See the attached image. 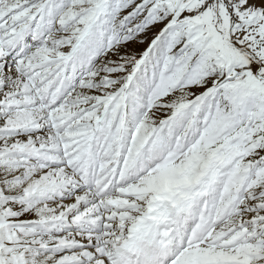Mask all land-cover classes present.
Masks as SVG:
<instances>
[{"label":"snow or ice","instance_id":"snow-or-ice-1","mask_svg":"<svg viewBox=\"0 0 264 264\" xmlns=\"http://www.w3.org/2000/svg\"><path fill=\"white\" fill-rule=\"evenodd\" d=\"M0 264H264V0H0Z\"/></svg>","mask_w":264,"mask_h":264}]
</instances>
